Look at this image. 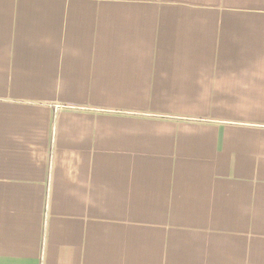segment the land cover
I'll return each instance as SVG.
<instances>
[{
	"label": "crops",
	"instance_id": "crops-1",
	"mask_svg": "<svg viewBox=\"0 0 264 264\" xmlns=\"http://www.w3.org/2000/svg\"><path fill=\"white\" fill-rule=\"evenodd\" d=\"M0 264H264V0H0Z\"/></svg>",
	"mask_w": 264,
	"mask_h": 264
}]
</instances>
